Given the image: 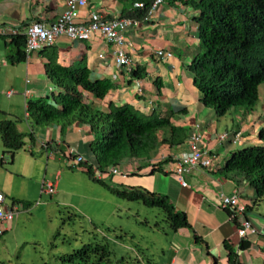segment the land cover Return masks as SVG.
<instances>
[{"label": "crops", "instance_id": "obj_1", "mask_svg": "<svg viewBox=\"0 0 264 264\" xmlns=\"http://www.w3.org/2000/svg\"><path fill=\"white\" fill-rule=\"evenodd\" d=\"M129 3L130 0H87L76 17L78 21L88 22L90 13L95 11L107 17H119ZM67 9V0H0V28L7 30L6 35L25 32L31 22L51 24ZM199 13V9L184 1L164 0L147 20L126 31L125 48L133 68H139L137 76L127 66L116 63L114 46L100 34H94L90 40H73L62 35L53 48L60 64L74 69L86 65L92 79H109L113 83L103 99L85 92L86 100L97 108L109 111L111 106L130 104L143 115L169 117L174 125L187 129L182 143H163L145 156L125 157L118 165L120 173L113 174L108 169L101 179L114 187H141L164 194L177 210L186 213L191 227L173 230L169 225L150 226L163 240L155 243L156 246L161 243L153 254L155 261L152 258L153 263L146 264H264V197H258L244 175L223 169L234 153L263 142L259 134L264 128V83L251 110L235 107L219 116L203 102L191 69L195 57L203 51L196 20ZM6 35H0V120H18L20 130L33 134V139L28 137L30 145L25 146L31 154L24 147L13 158L15 173L34 178L36 166L42 167L45 161L56 178L49 180L45 175L40 191L45 181L55 182L60 190L64 169L76 161V154L85 157L84 166L99 165L95 151L97 134L89 124L79 121L64 129L61 122L30 124L27 101L51 98L60 91L46 73L45 65L52 51H33L25 60L14 62L10 54H15V50L8 44ZM159 50L171 51L173 56L158 57ZM137 79L141 81V90ZM10 90L12 95H8ZM198 124L202 133L200 146L214 155V162L209 168H192L183 175L186 182L183 184L181 177L173 172L177 167L176 157L187 150L189 135ZM238 132L241 138L234 141L232 135ZM224 133H229V137L223 139ZM166 134L168 130L159 132L161 138ZM70 150H74L73 156ZM34 151L42 153V157H36ZM40 174L36 177L39 184ZM235 192L247 205V211L245 216L239 214L237 219H232L230 210L222 206V196ZM17 198L26 200L22 195ZM243 217L251 221L257 232L242 238L238 227ZM12 226L13 222L10 229ZM243 241H248L249 246L242 248ZM229 247L237 255L235 263L229 258Z\"/></svg>", "mask_w": 264, "mask_h": 264}, {"label": "trees", "instance_id": "obj_2", "mask_svg": "<svg viewBox=\"0 0 264 264\" xmlns=\"http://www.w3.org/2000/svg\"><path fill=\"white\" fill-rule=\"evenodd\" d=\"M155 0H130L121 16L143 20L149 15ZM184 1L200 10L196 20L203 51L191 64L195 73V85L202 93L203 102L213 107L219 116L231 108L253 109L259 100L260 86L264 83V0H168ZM143 3V7L136 6ZM15 54L14 62L27 58V34L17 32L6 35ZM46 63V73L60 91L54 94V102L47 97L27 101L26 112L30 124L61 122L62 129L74 122L87 123L92 130H104V139L96 142L99 150V168L118 165L125 157H141L163 143L180 144L186 138V128L174 125L169 117L146 116L132 105L111 106L103 111L85 98V92L103 99L113 88L109 79L94 80L86 65L78 68L64 66L58 62L53 45ZM139 75V68L133 70ZM105 130H108L107 132ZM168 130L165 137L159 132ZM260 144L245 147L232 155L226 171H236L245 176L259 198L264 197V128L260 131ZM0 136L5 150L13 159L16 152L26 146V138L33 134L18 127V120H0ZM2 163L4 160L2 159ZM158 168L157 166L153 167ZM95 180L106 184L119 197L127 201H138L149 207L160 208L170 228L178 230L191 227L184 211L177 210L169 198L141 187H114L94 176L92 166L85 169ZM249 246L243 241L242 248ZM230 260L235 263L237 255L229 247ZM109 243L85 244L67 254L68 264H129L126 256L118 260Z\"/></svg>", "mask_w": 264, "mask_h": 264}, {"label": "rangeland", "instance_id": "obj_3", "mask_svg": "<svg viewBox=\"0 0 264 264\" xmlns=\"http://www.w3.org/2000/svg\"><path fill=\"white\" fill-rule=\"evenodd\" d=\"M54 98V95L48 98L49 102L53 103ZM22 107L25 108L24 102ZM96 134L97 142L101 143L104 130L98 129ZM29 143L27 137L26 145ZM25 148L30 153L31 150ZM4 150L0 136V188L7 186L2 189L7 193L8 203L15 201L25 206L13 220L12 228L0 235V264H68L64 260L67 254L97 242L109 243L114 260L126 256L129 264L155 261L153 254L161 245L155 243L163 239L155 235L150 226H168L160 208L122 199L106 184L82 171L88 166L84 164L66 166L60 190L56 189L54 195L41 193L44 176L49 180L56 178L52 168L48 170L45 161L42 167L36 166V177L41 173L39 184L36 177L23 178L15 173L13 159ZM34 155L43 154L34 151ZM11 171L15 174L11 175ZM21 195L26 200L17 198Z\"/></svg>", "mask_w": 264, "mask_h": 264}, {"label": "built area", "instance_id": "obj_4", "mask_svg": "<svg viewBox=\"0 0 264 264\" xmlns=\"http://www.w3.org/2000/svg\"><path fill=\"white\" fill-rule=\"evenodd\" d=\"M164 0H155L152 4L149 15L144 18L147 20L159 7ZM68 9L53 23L47 24L43 21H34L27 25L25 33L27 34V44L26 51L27 57L33 51H38L45 46L53 45L56 39L62 35H66L73 40H90L94 34H100L109 43L114 46L113 54L116 63L119 66H127L129 71L134 70L133 61L126 52V31L130 28L139 26V24L144 21L137 18L131 17H107L99 12H91L89 15L88 22H81L77 20V11L81 7L87 5V0H67ZM136 6L143 7V3H136ZM7 30L0 28V35H6ZM158 57H172L173 52L159 50L157 51ZM138 86L141 90V81L136 80ZM13 90L8 92V95H12ZM200 125H196L192 133L189 135L188 143L189 147L187 150L182 152L176 157L177 167L173 172L177 173L182 180L183 175L189 172L192 168H209L213 165L214 155L208 150L202 149L200 146V141L202 137ZM229 133L222 134V138L225 139L229 137ZM234 141H238L241 138V133L238 132L232 135ZM44 147L47 146L44 145ZM51 155L50 153H48ZM70 155H74V150H70ZM76 161L73 165L81 166L85 162V157L81 154H76L74 156ZM119 165V164H118ZM118 165H112L101 170L99 166L93 169L94 176L98 179H102V176L106 170L109 169L113 174L120 173V168ZM42 193L45 192L50 195L56 193V184L53 181H45L42 186ZM24 205L17 204L16 202H7L6 194L0 190V235L4 234L10 229V224L15 219L16 215L20 212V209ZM222 206L230 210V216L232 219H237L239 214H243L247 211V205L240 201V197L237 192L232 195L222 196ZM257 229L252 225L251 221L246 217L240 220L238 227V233L243 238L246 237L248 233H256Z\"/></svg>", "mask_w": 264, "mask_h": 264}, {"label": "clouds", "instance_id": "obj_5", "mask_svg": "<svg viewBox=\"0 0 264 264\" xmlns=\"http://www.w3.org/2000/svg\"><path fill=\"white\" fill-rule=\"evenodd\" d=\"M164 2V1H163ZM144 20V19H143ZM93 168V167H92Z\"/></svg>", "mask_w": 264, "mask_h": 264}]
</instances>
